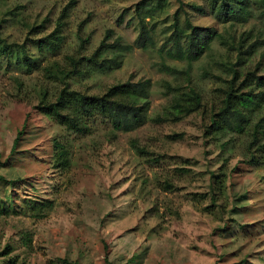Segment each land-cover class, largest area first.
I'll list each match as a JSON object with an SVG mask.
<instances>
[{
	"label": "rangeland",
	"instance_id": "obj_1",
	"mask_svg": "<svg viewBox=\"0 0 264 264\" xmlns=\"http://www.w3.org/2000/svg\"><path fill=\"white\" fill-rule=\"evenodd\" d=\"M141 1L0 0V38L24 45L37 60L30 72L20 58L0 60V176L6 180L0 181V252L11 250L0 264H60L62 258L78 264H264V137L252 148L255 167L248 163L246 136L232 138L236 145L221 152L206 134L216 89L229 78L223 65L235 62L227 43L242 34L244 45L263 39L261 19L223 25L189 8L207 10L201 0H164L161 7L145 0L141 15L154 9L145 20L154 25L153 49L133 47L122 54L120 68L76 78L69 87L101 95L128 80L148 79L146 123L118 132L90 111L80 118L83 130L74 132L38 107L42 90L50 97L61 88L44 79L43 67L67 69V57L91 55L108 32L106 43L133 46ZM61 14L60 48L39 52L32 40L52 33ZM175 19L180 26L189 19L213 28L226 42L214 39L188 76L180 73L185 62L159 51ZM244 70L264 73V44ZM191 88L199 106L189 98ZM59 150L65 170L56 166ZM225 157V193L213 204L210 174ZM40 206H46L42 215L31 212Z\"/></svg>",
	"mask_w": 264,
	"mask_h": 264
},
{
	"label": "trees",
	"instance_id": "obj_2",
	"mask_svg": "<svg viewBox=\"0 0 264 264\" xmlns=\"http://www.w3.org/2000/svg\"><path fill=\"white\" fill-rule=\"evenodd\" d=\"M157 0V7H161V2ZM203 5H189V8L199 14L212 15L220 24H240L247 23L252 18L261 19L264 24V0H201ZM145 0L136 5L138 15V35L132 45L122 46L116 40L112 44L105 41L110 36L108 32L103 41L89 56L67 57L68 67L60 68L55 63L52 66L42 68L44 79L48 82L58 83L61 88L49 97L47 91L42 90L38 107L43 111H50L54 116L64 120L74 132H81L83 128L80 124V118L88 116L90 111H95L101 117L106 119L115 131L128 133L136 130L146 123L147 110L151 90L150 80H139L132 82L130 80L111 86L101 95H89L78 90L71 89L69 83L71 80L82 77H92L94 74H105L121 67L122 54L132 50L133 47L140 50L153 49L154 40L151 31L154 25L147 27L146 18H152L150 12L141 15V6ZM256 11V12H255ZM255 13L256 16H255ZM64 14L58 18L56 29L49 35L32 40L33 45L39 52L48 51L56 53L60 48L62 37L60 35L61 23ZM239 37L237 43L228 42L227 44L235 52V62L223 65V71L229 78L223 80V85L216 89L218 99L216 106L210 108L209 125L207 135L219 142L221 152L227 147H234V139L240 136H246V154L248 163L251 166L258 167V161L252 151L253 145L257 144L264 137V73L258 74L255 71H245L244 67L247 60L256 53L258 45L264 44V38H256L252 43L244 45L247 37ZM218 38L224 43L223 37L213 28L194 26L189 19H186L183 26L177 19L174 20L171 32L166 38L159 51L171 60L185 62L186 71L180 73L188 76L191 65L197 62L210 48L214 39ZM6 56H15L16 59H22L27 71L30 72L37 67V60L28 56L24 45L8 44L0 38V60ZM162 71L176 74L178 70L162 65ZM221 79V78H218ZM189 79L187 78V81ZM189 98L194 100L197 106L200 105V96L193 89H190ZM49 97V98H48ZM52 97V99H51ZM88 118V117H85ZM21 134V132H20ZM223 139H226L222 141ZM17 145L15 140L13 149ZM140 153H143L139 150ZM58 162L56 166L67 169L68 164L63 156V151L57 152ZM227 162L225 157L221 161L218 172L210 174V201L216 204L223 196L226 189ZM155 163L157 161L155 160ZM0 181L6 182L3 176ZM171 186L167 185L166 189ZM50 207V204L47 206ZM46 206L35 207L31 212L39 213ZM235 211V215L239 212ZM238 225V224H237ZM243 227V226H239ZM26 242L29 239L26 238ZM11 250L6 246L5 250L0 252V257L8 256ZM60 264H78L71 262L66 258L59 260Z\"/></svg>",
	"mask_w": 264,
	"mask_h": 264
}]
</instances>
